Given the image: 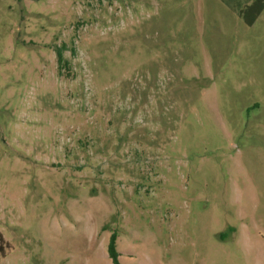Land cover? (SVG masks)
I'll return each instance as SVG.
<instances>
[{
    "label": "rangeland",
    "instance_id": "1",
    "mask_svg": "<svg viewBox=\"0 0 264 264\" xmlns=\"http://www.w3.org/2000/svg\"><path fill=\"white\" fill-rule=\"evenodd\" d=\"M255 2L0 0V264H264Z\"/></svg>",
    "mask_w": 264,
    "mask_h": 264
},
{
    "label": "trees",
    "instance_id": "2",
    "mask_svg": "<svg viewBox=\"0 0 264 264\" xmlns=\"http://www.w3.org/2000/svg\"><path fill=\"white\" fill-rule=\"evenodd\" d=\"M252 6H257V9L254 13V15L249 18L247 21L249 23H252L255 21L256 17L260 14V12L262 11L263 7H264V2L262 0V2L260 4L257 5V2H255L254 4L250 5V7ZM58 57H59V62H62V52L61 50L58 51ZM117 240H118V234L117 233H113L111 238H110V242L108 245V251H109V256L112 259L114 264H121L120 263V252L117 249Z\"/></svg>",
    "mask_w": 264,
    "mask_h": 264
}]
</instances>
